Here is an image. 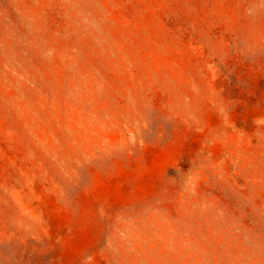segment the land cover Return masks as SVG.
<instances>
[{
    "label": "rangeland",
    "instance_id": "374dc122",
    "mask_svg": "<svg viewBox=\"0 0 264 264\" xmlns=\"http://www.w3.org/2000/svg\"><path fill=\"white\" fill-rule=\"evenodd\" d=\"M0 264H264V0H0Z\"/></svg>",
    "mask_w": 264,
    "mask_h": 264
}]
</instances>
